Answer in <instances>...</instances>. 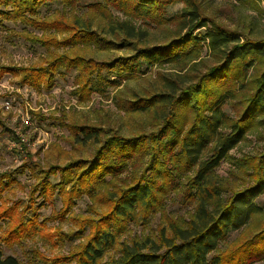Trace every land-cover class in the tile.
I'll return each mask as SVG.
<instances>
[{
	"label": "trees",
	"instance_id": "obj_1",
	"mask_svg": "<svg viewBox=\"0 0 264 264\" xmlns=\"http://www.w3.org/2000/svg\"><path fill=\"white\" fill-rule=\"evenodd\" d=\"M53 2L62 9L40 17L39 9ZM177 3L183 10L169 17L167 9ZM3 22H20L36 31L19 36L50 56L37 66H0V78L19 77L22 87L50 91L59 70H74L72 93L80 105L112 87L117 89L112 97L116 109L131 118L146 117L151 127L122 136L115 129L68 121L65 116L55 119L78 143L98 145L90 159L39 169L40 180L30 192L43 202L57 195L61 208L55 216L62 219L82 197L88 199L90 215L95 214L74 219L80 232L88 227L90 235L77 253L60 261L264 264V223L257 220L264 208L255 202L264 194V151L237 160L227 178L216 173L248 134L264 138L259 132L264 127V40H240L238 32L210 19L194 0H91L81 14L78 0H0V27ZM166 24L176 27L168 41L144 45L146 32L137 25ZM202 43L210 65L201 58L178 80L162 77L159 91L122 95L120 82L138 77L143 66L175 64L182 72L200 57ZM131 47L130 56L97 60L92 54ZM227 105L233 116L225 111ZM56 174L59 181L50 183L48 177ZM9 176L2 174L1 183ZM241 176L246 182L239 180ZM172 193H181L180 200L193 206L186 217L165 210ZM157 213L156 234L117 243L130 224L145 225ZM24 217L18 216L17 226L6 231V242L34 230L35 219ZM12 219V207L0 212V221L10 224ZM243 228L242 237L219 248L231 231ZM116 246L118 256L102 262ZM0 264L21 263L0 252Z\"/></svg>",
	"mask_w": 264,
	"mask_h": 264
},
{
	"label": "rangeland",
	"instance_id": "obj_2",
	"mask_svg": "<svg viewBox=\"0 0 264 264\" xmlns=\"http://www.w3.org/2000/svg\"><path fill=\"white\" fill-rule=\"evenodd\" d=\"M194 2L202 7L204 14L210 19L228 30L238 32L240 40H264V0H194ZM89 3L91 0H78V12L83 13ZM183 8L182 3L174 4L167 9V14L171 17L181 12ZM61 9L62 5L59 2L48 3L39 9L38 15L50 16ZM113 15L121 18L117 12H113ZM136 27L146 32L144 45H157L168 41L176 28L174 24H166L164 27L146 26L148 27L146 28L142 25ZM26 31L37 33L20 22H3L0 27V66H37L50 56V53L43 48L22 41L19 35ZM132 50L133 47L110 53L93 51L92 54L97 60H104L130 56ZM201 58L206 61V65L212 62L205 43H202L200 57L188 62L182 72L178 71L180 66L177 67L175 64L149 68L143 66L138 77L122 80L119 88H122V95L125 98H130L133 93L143 95L159 91L162 77L178 80L177 76L183 75ZM75 74L74 70L70 72L59 70L54 77V87L50 91L22 87L19 77L0 78V98L9 101L8 109L0 107L2 122V124L0 122V190H2L0 212L8 207L13 208L12 223L9 224L7 220L0 221V252L3 256L15 257L21 264H75L73 260H59L77 253L90 235L88 227H85L83 233L80 232L74 219L95 215L93 213L90 215V211L87 210L88 199L82 197L62 219L55 216L61 208L57 195L43 202L41 197L30 193L40 180L39 169L47 170L50 165L62 167L79 158L90 159L98 147L93 143H78L70 136L68 130L58 125L55 119L65 116L68 121L75 120L78 123L104 129H115L122 136L151 130L146 117L131 118L116 109L112 97L116 95L117 89L112 87H105L103 94L94 93L88 102L80 105L76 95L72 93ZM105 76L109 78L108 75ZM112 79L116 80L115 77ZM225 111L233 116L229 105ZM259 130L264 137V127ZM263 151L264 138L261 139L256 134H248L246 139L230 152L229 158L221 163L216 173L222 178H227L231 170L236 167L237 160L258 156ZM4 173H8L10 178L6 179L5 183H1ZM124 177H128V173L120 178ZM246 179L244 176L239 177L243 182H246ZM48 180L52 184L57 183L59 176L50 175ZM180 198L181 193H172L166 201L165 210L174 216L184 218L193 206L185 205L186 203L184 204ZM255 202L264 208V194ZM20 215L25 216L26 221L35 219L34 230L18 240L11 239L6 242L4 238L6 231L17 226ZM257 220L264 223V215ZM158 224L159 213L153 215L145 225L130 224L116 241L120 243L135 236L136 239L144 235L152 236L156 234ZM243 231L244 228L231 231L227 239L219 244V248L224 249L230 242L234 243ZM116 256H118L117 246L104 254L102 262Z\"/></svg>",
	"mask_w": 264,
	"mask_h": 264
},
{
	"label": "built area",
	"instance_id": "obj_3",
	"mask_svg": "<svg viewBox=\"0 0 264 264\" xmlns=\"http://www.w3.org/2000/svg\"><path fill=\"white\" fill-rule=\"evenodd\" d=\"M0 107L3 109H8L9 108V101L8 100H2L0 98Z\"/></svg>",
	"mask_w": 264,
	"mask_h": 264
}]
</instances>
